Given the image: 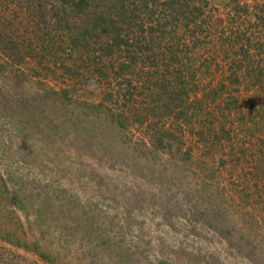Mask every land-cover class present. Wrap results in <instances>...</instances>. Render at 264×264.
I'll return each instance as SVG.
<instances>
[{"label":"rangeland","instance_id":"obj_1","mask_svg":"<svg viewBox=\"0 0 264 264\" xmlns=\"http://www.w3.org/2000/svg\"><path fill=\"white\" fill-rule=\"evenodd\" d=\"M227 2L210 0L214 28L234 26ZM240 4L263 6L264 16V0ZM10 11L5 17L18 41L31 37ZM234 21L258 40L249 45L258 61L263 24ZM93 41L90 59L65 51L60 60L81 66L78 77L60 68L51 80L40 69L52 65L38 59L14 74L0 71V264H264V191L259 184L248 196L240 189L253 184L251 176L262 182L254 170L262 166L259 134L239 125V116L249 122L251 108L254 120L261 118V87H249L254 97L240 95V115L232 109L223 130L215 118L192 119L195 133L182 136L179 151L155 147L144 127L116 124L112 101L103 100L106 81L89 72L102 43ZM214 46L206 47L216 59L214 76L198 79L204 86L216 83L217 65L225 69ZM122 48L128 55L130 44ZM206 50L194 55L193 68L202 67ZM146 93L137 89L136 101L145 102ZM217 104L207 99L204 112ZM213 131L226 139L224 149L207 146ZM253 216H260L259 228L250 226Z\"/></svg>","mask_w":264,"mask_h":264},{"label":"trees","instance_id":"obj_2","mask_svg":"<svg viewBox=\"0 0 264 264\" xmlns=\"http://www.w3.org/2000/svg\"><path fill=\"white\" fill-rule=\"evenodd\" d=\"M226 7L234 23L229 29L212 26L210 0H0V71L11 70L14 74L13 71L20 72L18 69L28 59H38L43 62L42 66L52 65V68L40 69L51 80L57 79L60 68L71 77H78L81 66L75 62L66 66L61 62L65 51L70 55L78 52V59L83 63L92 55L90 44L97 43L93 38L102 40L94 50L98 62L93 61L94 70L89 72L106 81L108 88L103 100L112 101L118 113L114 114L116 124L144 127L153 146L179 151L182 136L195 133L192 119L199 123L201 118H215V126L223 130L221 124L224 118L233 116L232 109H237L234 114L240 115V95L254 97V92L248 90L250 86L264 91V44L257 48V61L249 45L258 40L252 41L255 37H247L234 21L239 18L253 24L260 20L257 23L264 27L263 6H242L240 0H228ZM9 8L13 18L30 29L31 37L18 41L13 22L5 17L9 12H4ZM129 44L126 55L122 45ZM210 44L216 45L220 65L225 69L220 71L217 65L215 71L221 74L214 78L216 83L204 86L199 83V77L214 76L210 63L216 59L210 57L206 48ZM205 50L208 53L204 55L202 67L193 68L194 55ZM80 78L76 80L79 86ZM142 87L147 92L146 99L138 102L136 90ZM62 91V98H67L64 96L67 90ZM262 96L257 112L262 111L261 118L254 120L252 108L247 113L249 122L245 116H239L240 126L258 132L257 141L261 145L262 166L254 170H258L262 182L259 183L257 175L248 178L253 184L240 186L246 195L251 188L257 189L258 184L264 191V92ZM207 99L214 105L218 103L211 113L203 110ZM199 131L196 133L202 137L204 127ZM216 133H208L213 137L207 146L211 145L212 150L224 149L226 139H219ZM232 147L233 144L229 150ZM215 173L211 171L210 176ZM260 203L264 216V199ZM257 218H250L252 228L260 227V216ZM261 220L264 223V218Z\"/></svg>","mask_w":264,"mask_h":264}]
</instances>
